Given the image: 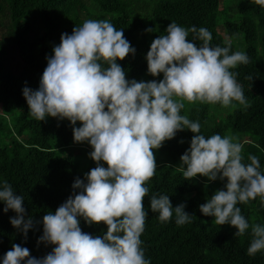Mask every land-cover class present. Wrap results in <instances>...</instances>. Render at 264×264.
Segmentation results:
<instances>
[{
    "label": "clouds",
    "instance_id": "obj_1",
    "mask_svg": "<svg viewBox=\"0 0 264 264\" xmlns=\"http://www.w3.org/2000/svg\"><path fill=\"white\" fill-rule=\"evenodd\" d=\"M250 3L264 8V0ZM211 41L205 27L185 28L171 21L144 56L147 74L163 78L138 81L127 79L118 63L135 56L136 49L124 30L110 21L88 19L71 34H61L60 43L46 56L38 87L25 86L22 94L33 119L67 120L74 143L91 147L88 155L96 166L83 179L76 178L72 194L38 222L27 216L24 197L6 180L0 182L3 211L15 213L10 217L13 228L27 238L39 223L38 245L52 246L44 256L34 257L27 247L13 243L0 264H150L140 237L148 217L145 185L157 170L154 150L185 130L194 135L174 168L185 179L200 176L209 183H223L199 205V211L213 217V224L236 229L234 237L251 229L248 256L264 251V224L250 225L237 206L257 197L264 206V172L258 157L249 154V162H243L242 145L234 137L219 133L205 137L198 121L181 114L184 101L221 106L246 103L233 70L247 65L248 55L232 51L230 45L213 46ZM149 206L162 223L173 214L181 226L193 217L185 211L186 204L173 207L165 194L151 195ZM81 221L90 227L103 223L106 231L100 235L82 231Z\"/></svg>",
    "mask_w": 264,
    "mask_h": 264
},
{
    "label": "trees",
    "instance_id": "obj_2",
    "mask_svg": "<svg viewBox=\"0 0 264 264\" xmlns=\"http://www.w3.org/2000/svg\"><path fill=\"white\" fill-rule=\"evenodd\" d=\"M88 19L108 20L115 28L124 30V37L136 54L118 63L126 71L127 79L138 81L163 78L162 74L156 78L147 74L144 56L152 40L171 21L185 28L205 27L212 34L211 45H230L232 51L236 49L229 38L242 35L243 52L249 63L233 71L238 73L246 103L233 101L229 113L220 120L212 119L210 114L211 105L221 106L218 103L184 101L181 114L198 121L205 137L216 133L234 137L242 145L243 162H249V154L255 155L264 172V8L250 0H0V32L6 28V21L10 23L0 40V182L6 180L17 195L24 197L27 216L38 222L48 210L55 212L72 194L74 180L83 179L84 175L76 157L63 152L77 144L69 122L51 117L39 122L28 114L22 89H36L39 83L24 79V73L8 67L4 44L17 46L25 70L41 76L47 65L46 56L60 43L61 34H71L75 26ZM146 28L154 31L148 33ZM25 133L29 135L25 137ZM193 135L188 130L178 132L174 139L154 150L157 170L146 182L149 191L143 200L148 212L140 237L145 258L150 264H264V251L253 257L246 254L251 229L234 237L236 229L213 224V217L199 211V205L221 189L223 183H209L200 176L185 179L174 168ZM77 145L90 147L87 143ZM153 194L170 196L173 207L186 204L185 211L193 215L191 222L177 225L174 214L168 222H160L150 210L149 198ZM237 206L250 225L264 224V206L258 197ZM3 208L0 203V257L13 243L27 247L34 257L51 251L52 246L37 243L42 234L41 224H34L25 238L10 224L15 213L9 210L5 214ZM106 227L103 223L90 227L81 221L82 231L93 235H100Z\"/></svg>",
    "mask_w": 264,
    "mask_h": 264
},
{
    "label": "rangeland",
    "instance_id": "obj_3",
    "mask_svg": "<svg viewBox=\"0 0 264 264\" xmlns=\"http://www.w3.org/2000/svg\"><path fill=\"white\" fill-rule=\"evenodd\" d=\"M225 16L221 17V21H223ZM10 23L6 21V28L0 32V40L1 37L4 36L6 31L9 29ZM229 41L235 45L236 51H244L245 45L243 41L242 35H237V37L229 38ZM4 44V43H3ZM9 43H5L4 45L7 47L8 52V67L11 68L16 73H24V79H32V81L39 83L40 75L35 74L31 71H26L25 64L23 60L21 59L20 53L17 49V46L15 45H8ZM29 82V81H28ZM33 86V85H32ZM194 103V102H193ZM232 107L229 106H216L211 105L210 108V114L212 119L214 120H220L222 117L227 115ZM0 114H2V111L0 109ZM1 116V115H0ZM14 118L11 117L9 119L11 128L13 129L12 123ZM79 124V122H77ZM13 132V131H12ZM29 134L25 133V137H27ZM10 139V137L7 138V140ZM22 139V138H21ZM92 151V149L88 146H80L77 144H72L70 147L65 148L63 150L66 154H72L76 157V160L79 164V171L84 175L87 173L90 169L94 168L96 166L95 162L89 158V153Z\"/></svg>",
    "mask_w": 264,
    "mask_h": 264
}]
</instances>
